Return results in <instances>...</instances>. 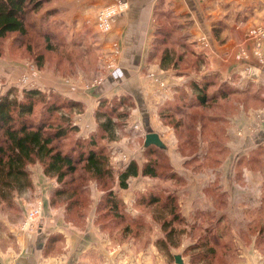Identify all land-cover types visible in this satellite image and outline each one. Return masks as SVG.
<instances>
[{
    "label": "crops",
    "instance_id": "0c3cea01",
    "mask_svg": "<svg viewBox=\"0 0 264 264\" xmlns=\"http://www.w3.org/2000/svg\"><path fill=\"white\" fill-rule=\"evenodd\" d=\"M116 1L52 0L42 8V11L52 7L58 9L56 19L65 41L74 44L75 48H83L90 56L96 54L99 57L95 70L84 72L86 70L79 64L76 66L75 72L87 75L84 80L64 77L47 66L34 76L35 84L42 90L58 91L78 102L73 118L78 135L88 136L96 129L100 98L124 94H131L136 100L141 119L138 123L144 126L145 136L150 130L161 135L163 124L158 118L159 106L173 97L175 86L185 85L191 78L198 79L203 73L216 72L221 79L243 88L250 84L255 95H264V59L261 61L256 57L253 53L254 44L247 37L248 29L264 20V0H127L129 7L117 15L111 30L101 32L97 26V12ZM163 22L175 25L181 39L180 43H176L178 50H194L202 54L198 66L187 62L183 66L185 64L170 62V59L162 60L156 55L150 57L155 29ZM108 64L112 66L107 67ZM33 68L24 58L10 53L6 43L0 55V78L15 83V78L30 73ZM151 72L162 78L165 88L159 87L150 78ZM95 79L100 82L93 84ZM262 105L264 103L260 101L247 104L240 102L236 110L229 114L225 129L228 152L217 167L206 169L212 170L208 174V182L201 183L200 189L187 192V197H191L192 201L189 203L192 213L189 217L185 213L186 205H183V192L186 189H176L180 209L188 222L196 219L195 212L198 210L215 208L224 214L241 210L243 218L236 225L238 232L234 231L229 219L231 214L227 213L233 236L242 233V230L247 232L244 238L238 236L244 243L239 244L234 264H264V235H258V225H264V118L258 122L252 116V111ZM162 135L165 148L173 150L174 146L170 148ZM112 144V159L123 163L126 150L119 148L116 143ZM176 157L174 164L177 167L184 165V158ZM134 158L137 159V156ZM177 171L182 174V168ZM43 181L49 182L43 208L46 217L34 232L25 235L20 244L14 242L7 254L0 251V264L160 262L154 256L132 257L129 253L115 259V248L106 240L99 225L93 221L81 227L68 224L62 213L64 204L52 205L48 200L55 185H50V179ZM213 182L226 193L227 201L224 203L216 205L207 193L206 186ZM120 192L130 211L135 197L126 190ZM102 193L97 192L95 195L101 196ZM133 209L138 212L134 206ZM261 237L262 240H259ZM191 241L185 240V247ZM153 248L159 250L154 244ZM175 253L182 255L183 262L177 263L173 256L172 264H191L188 255H183L181 251Z\"/></svg>",
    "mask_w": 264,
    "mask_h": 264
},
{
    "label": "trees",
    "instance_id": "16d2710c",
    "mask_svg": "<svg viewBox=\"0 0 264 264\" xmlns=\"http://www.w3.org/2000/svg\"><path fill=\"white\" fill-rule=\"evenodd\" d=\"M50 1L0 0V53L9 36L13 39L11 48H24L27 45V49H31L28 34L46 40L43 50H46L47 55L57 53L52 45L54 42L61 46L57 51L60 48H75L62 36L56 19L58 9L52 7L42 11L43 6ZM155 35L151 58L156 55L162 60L170 59V62L185 64L183 66L188 63L198 66L199 60L203 58L201 53L194 50L187 52L176 48V43H180L181 39L173 23H161L156 27ZM62 55L71 54L65 52ZM37 57L43 58L42 49ZM74 65L72 70H75ZM58 66L66 71L67 59L58 62ZM174 89L173 97L159 106L158 113L178 136L177 148L180 152L185 155L187 147L193 149L183 163L186 166L191 164L195 169L205 164L206 169L215 168L227 154L225 129L229 114L236 110L238 102L264 103V95H255L252 85L243 88L230 84L216 72L203 73L200 78H191L185 85L175 86ZM129 99H133L132 95L100 98L96 113L98 125L88 136H81L77 133V125L73 123L74 109L78 107L76 100L58 91H46L36 86L22 87L19 91L15 86L7 87L0 93V197H8L14 190L31 188L33 183L28 164L38 162L43 172L57 178L58 184L51 192L53 203H64L66 200L68 211L80 209L77 211L85 214L90 200L89 185L86 183L91 177H96L101 186L106 188L102 178H114L108 159L109 144L105 141L104 132L112 137L116 127L113 121L116 120L115 115H123L117 108ZM143 140L145 144V137ZM145 147L147 160L140 165L136 159H132L122 168L117 178L120 187L127 188L130 177L139 173L158 179L151 188L136 194L133 206L138 209L137 213L127 210V202L120 190L110 187L103 191L96 216L101 229L112 231L119 225L129 229L130 223H142L146 220L147 209L155 204L158 211L154 215L161 229L167 233L157 244L167 249L168 254L173 245L170 238L178 235L175 224L179 221L185 226L188 223V228L194 230L195 238L182 251L183 255L189 256L191 264L209 259L208 256H214L215 260L220 254L230 255L231 260L236 258L238 246L232 238L226 214L215 208L198 210L195 212L196 219L188 222L180 209L176 189H165V179L167 183L173 184L175 180L182 182L183 176L169 162L165 147L155 143ZM165 168L167 170L164 172ZM87 172L94 175L87 176ZM206 191L216 205L227 201L226 193L220 190L216 182L208 184ZM83 209L85 212H82ZM258 230V235H264V225H258ZM180 233L183 234L184 230L180 229ZM246 234L242 230L241 237L244 238ZM195 248L202 250L192 252ZM172 256L175 258V255ZM224 258V262H228L226 256ZM231 260L227 264H234V260ZM208 261L207 264H211Z\"/></svg>",
    "mask_w": 264,
    "mask_h": 264
},
{
    "label": "rangeland",
    "instance_id": "374dc122",
    "mask_svg": "<svg viewBox=\"0 0 264 264\" xmlns=\"http://www.w3.org/2000/svg\"><path fill=\"white\" fill-rule=\"evenodd\" d=\"M264 20L262 19L261 21H258V23L254 24L251 28L248 29L247 31V37L252 43L254 44V49L253 53L256 55V57L259 59L260 57H263L264 59ZM28 33L31 34V32L28 31ZM14 36V35H13ZM31 36V35H30ZM28 34V44L31 45V49H27V45L24 46V48H17V47H12V36H9L10 38L6 39L3 44V51L0 53L3 54L4 52V46L6 43L8 44L9 51L13 55H17L21 58H24L28 62H30L33 65V72L38 74V71L40 69L45 68L46 66L50 69H52L55 73L61 74L64 77H73V78H78L79 80H84L87 75L85 73L79 74L77 71L73 68V64L75 63L74 67L79 64V66L86 70L84 72L91 70H95L98 62V56L94 55H89L87 52L83 50V48H72V49H63L60 48L58 51L57 49L61 47L60 45L57 44V42H54L53 47L57 53H49L48 55L46 54V50H43V47H46V40H42L39 37L31 36L30 37ZM30 40V41H29ZM258 43V45H257ZM86 47V46H84ZM42 49L43 52V58L38 59L36 58V55L40 53ZM69 50V51H68ZM68 53L71 55L67 56H61V54ZM47 56H46V55ZM46 56V57H45ZM66 58L68 62V67L65 69L66 71L61 70L58 66V62L61 63V61ZM102 66V65H101ZM100 66V67H101ZM90 70V71H91ZM98 71V70H97ZM96 71V72H97ZM94 72V71H93ZM92 72V73H93ZM95 72V73H96ZM90 73V76L92 75ZM161 79V77H160ZM15 83H9V81L4 80V78H0V84L2 85V88L6 90L7 87L9 86H15L16 90L19 91L22 86L17 84V79L15 78ZM131 95V94H130ZM133 98V96H132ZM125 102V101H124ZM240 103V102H238ZM40 105V104H39ZM38 105V106H39ZM116 105V104H114ZM122 107H119V111L123 113L121 117L118 115H115L116 120H113L116 124V127L114 128V134L112 137H110L109 134L104 132L105 136V141L109 144L108 148L109 154H108V159H109V164L112 166L113 170V179L107 177L102 178L105 181V187L103 188L99 181L96 179V177H91L92 179L89 180L86 184L89 185V191H90V200H88V207L82 210V212H85V214H81V212H78L76 209L75 211H68V207H66L67 201H64V211L62 212L65 221L68 224H72L74 226L81 227L82 225H86L87 223H90L93 221L97 225H99L100 222L97 221V204L100 199V195L96 196L95 193L97 192H103L107 190V188L114 187L120 191H128L130 194H132V197L136 198V194L140 191H145L148 188H151L154 184V182L158 179L156 177H152L149 175L141 174L139 173L138 175L131 176L129 181V185L127 188H121L119 179V173L124 168L135 156H137L136 161L142 165L146 160H147V154L145 152V145H144V140L143 138L145 137V130L144 126L140 124V127L136 128L135 124L139 122L140 116L139 112L137 110V103L136 100L129 99L127 102L123 103L121 105ZM260 107V106H259ZM125 113V114H124ZM159 116V113H158ZM252 116L255 121L261 122L264 118V105L262 107L258 108V110L252 111ZM160 118V116L158 117ZM161 123L163 124V127L161 128V135L164 136V138L167 140L168 145L170 148L172 147L173 150L165 148V152L167 153L169 162L173 164L174 170L178 172L177 170L182 168V175L184 180L182 182L180 181H173V184L171 182L166 181L165 179V189L166 190H173L181 187H185L186 190H184L183 194V205H186L185 212L187 217H189L191 213V209H189V203L191 197H187V192L188 191H193L194 189H200L201 183L203 182H208V174L212 170H206L204 168L207 166V164L203 165V167H199L198 169H195L192 167L191 164L186 165H181V166H176L174 162L176 161V156L181 158H186V155H190V152L193 151L192 148L187 147L184 150V153L180 152V149L177 148L178 146V136L174 133L172 126L163 121L162 118H160ZM116 143L119 148H122V150H126L127 155L123 156V163H119L120 160L118 159H112V154H113V149H111V144ZM113 145V144H112ZM175 165V166H174ZM29 171H30V177L32 179L33 186L31 188L26 187L25 189L22 190H14L10 193L8 197L2 198L0 197V251H3V253L7 254L6 252L9 250V247L11 245H14L15 243L20 244L21 240H24L25 235L29 232H34L35 231V224L38 225L43 218H45V213H43V208H45V202L47 200V187H49V182L43 181V180H51L50 185L56 186L58 184L56 176H48L47 174H43V170L41 169V165L38 162H30L28 164ZM177 168V169H176ZM39 170V171H38ZM42 171V173L40 172ZM82 168L80 169V171ZM167 169H164V172ZM40 172V173H38ZM207 174V176H206ZM87 176L89 175H94L92 173H86ZM196 175L197 177H195ZM48 183V184H47ZM51 196V195H50ZM41 199V209L39 211L38 216L36 217V221H33V224L31 225L30 228L25 229L24 227H21V222L24 219L25 215L33 209L37 201ZM50 200V203L52 205H55L53 203L52 199ZM200 201V200H199ZM192 202V201H191ZM86 207V206H85ZM84 207V208H85ZM148 212L146 213V220L142 223H137V224H132L130 223L129 229L123 227V225L116 226L112 231H108L105 229H101L102 233H104L106 240L110 243V245H113V247L118 250L114 249V257L115 259L121 258V256H125L126 254H130L133 256H141V257H152L156 260H159L160 262L158 264H170L171 262H174V258L171 255V253L183 251L185 247V240L190 241L191 239H194L195 236L193 235L194 230H192L190 227L188 228L189 224L187 223L185 225H182V222L176 223L175 225L177 226L176 229H178V235H175L174 238H170V240L173 242V245L170 246L169 248V254L167 249H162L157 242L160 240L161 237L166 235L167 233L164 232L161 229L160 222L156 219L154 213L158 211L156 209V205L152 204L149 209H147ZM131 212L132 213H137L133 209V204L131 202ZM228 213V212H227ZM226 213V214H227ZM231 217L230 223H232L233 227L235 228L234 231L238 230L236 229L239 223V219H242L243 216L241 214V210H235V212L231 211L230 213ZM227 214V217L229 216ZM167 219H170V217H167ZM238 220V221H237ZM186 223V222H185ZM184 226V227H183ZM100 227V225H99ZM101 228V227H100ZM180 229L184 230V233H180ZM79 233V232H76ZM75 233V234H76ZM182 234V235H181ZM180 236L182 237L180 240ZM241 233H237L233 236L234 239H236L237 246L239 248L240 242L242 244L244 241H242ZM17 241V242H16ZM153 244L157 246V249L153 248ZM121 246V247H120ZM124 249V250H123ZM202 250V248H199ZM198 248L192 249V252L198 251ZM138 253V254H137ZM128 254V255H129ZM170 255V256H169ZM186 255V254H185ZM226 256L227 261L229 262L231 260L230 255H222L220 254L215 260L214 256H208L209 259L206 260H201L198 262V264H207L209 263L208 260L211 261V264H227L228 262H224ZM234 262H236L237 257L232 259ZM231 260V261H232ZM224 262V263H222ZM115 264H119L116 262ZM172 264V263H171Z\"/></svg>",
    "mask_w": 264,
    "mask_h": 264
},
{
    "label": "built area",
    "instance_id": "2783aa9c",
    "mask_svg": "<svg viewBox=\"0 0 264 264\" xmlns=\"http://www.w3.org/2000/svg\"><path fill=\"white\" fill-rule=\"evenodd\" d=\"M129 7V2L127 0H118L114 3L108 4L102 8H100L97 12L96 20H97V26L101 32H107L111 30L113 23L115 21V18L117 15L123 11H125ZM264 32V31H263ZM258 45V43H257ZM261 61H263V58H259ZM111 64H108L107 67H111ZM37 74L33 72V70L30 73H23L17 78V84H19L22 87H29V86H36L35 84V77ZM150 75H152L150 78L153 79L154 82L158 84L159 87L165 88V83L160 79L157 73L151 72ZM100 82V80L93 81L92 83ZM4 91V88H2V85L0 84V93ZM136 128L140 127L139 123L135 124ZM41 209V199L37 201L33 209L28 211V213L25 215L24 219L21 222V227H24L25 229L30 228L33 224V221L36 219V217L39 214V211ZM36 221V220H35ZM37 225L35 224V228Z\"/></svg>",
    "mask_w": 264,
    "mask_h": 264
},
{
    "label": "water",
    "instance_id": "95a60500",
    "mask_svg": "<svg viewBox=\"0 0 264 264\" xmlns=\"http://www.w3.org/2000/svg\"><path fill=\"white\" fill-rule=\"evenodd\" d=\"M151 143H155L159 146L165 147V143L163 142L160 133L157 131L150 130L146 133L145 145H149ZM174 255H175V261L177 263L183 262L182 255H180V253H175Z\"/></svg>",
    "mask_w": 264,
    "mask_h": 264
}]
</instances>
